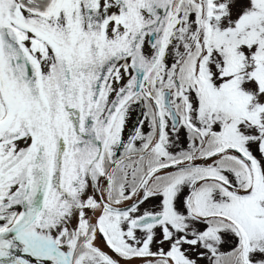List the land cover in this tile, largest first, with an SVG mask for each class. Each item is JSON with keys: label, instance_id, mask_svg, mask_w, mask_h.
<instances>
[{"label": "snow or ice", "instance_id": "snow-or-ice-1", "mask_svg": "<svg viewBox=\"0 0 264 264\" xmlns=\"http://www.w3.org/2000/svg\"><path fill=\"white\" fill-rule=\"evenodd\" d=\"M0 264H264V0H0Z\"/></svg>", "mask_w": 264, "mask_h": 264}]
</instances>
